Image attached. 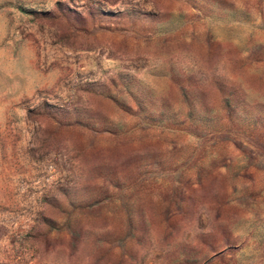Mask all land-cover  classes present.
Instances as JSON below:
<instances>
[{"label":"rangeland","instance_id":"rangeland-1","mask_svg":"<svg viewBox=\"0 0 264 264\" xmlns=\"http://www.w3.org/2000/svg\"><path fill=\"white\" fill-rule=\"evenodd\" d=\"M0 264H264V0H0Z\"/></svg>","mask_w":264,"mask_h":264}]
</instances>
